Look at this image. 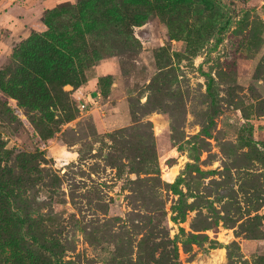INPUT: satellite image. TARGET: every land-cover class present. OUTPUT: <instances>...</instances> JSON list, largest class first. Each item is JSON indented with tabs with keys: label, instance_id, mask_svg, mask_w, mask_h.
<instances>
[{
	"label": "rangeland",
	"instance_id": "obj_1",
	"mask_svg": "<svg viewBox=\"0 0 264 264\" xmlns=\"http://www.w3.org/2000/svg\"><path fill=\"white\" fill-rule=\"evenodd\" d=\"M0 264H264V0H0Z\"/></svg>",
	"mask_w": 264,
	"mask_h": 264
},
{
	"label": "trees",
	"instance_id": "obj_2",
	"mask_svg": "<svg viewBox=\"0 0 264 264\" xmlns=\"http://www.w3.org/2000/svg\"><path fill=\"white\" fill-rule=\"evenodd\" d=\"M38 43L40 47L37 52H34V55L32 50H28L29 55L22 68L23 72L19 82L21 85H24L23 88L25 90L23 93L21 91L18 92L23 95L18 94V96L17 93H15V96L18 98L22 96L25 97L27 102L28 100L38 101L37 98H43L44 100L49 97L45 82L51 83L56 80L62 85L68 83L69 80H78L77 75L72 74L70 69L63 62V54H61L59 50H56V45L62 44L60 37L54 36L51 38V41H39ZM70 65L73 68L75 66L74 63H70ZM25 68L28 70H25ZM52 69H55L57 74H54ZM27 89H31V92H27ZM76 92V103H79L83 98L84 92L81 87H78Z\"/></svg>",
	"mask_w": 264,
	"mask_h": 264
},
{
	"label": "built area",
	"instance_id": "obj_3",
	"mask_svg": "<svg viewBox=\"0 0 264 264\" xmlns=\"http://www.w3.org/2000/svg\"><path fill=\"white\" fill-rule=\"evenodd\" d=\"M79 107H80V108H84V107H85V105H83V104H80V105H79Z\"/></svg>",
	"mask_w": 264,
	"mask_h": 264
}]
</instances>
